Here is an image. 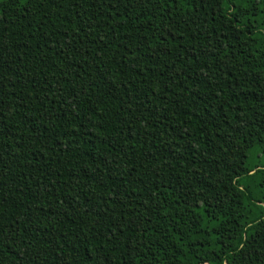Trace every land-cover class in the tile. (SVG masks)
Listing matches in <instances>:
<instances>
[{"label":"trees","instance_id":"trees-1","mask_svg":"<svg viewBox=\"0 0 264 264\" xmlns=\"http://www.w3.org/2000/svg\"><path fill=\"white\" fill-rule=\"evenodd\" d=\"M0 264H264V0H0Z\"/></svg>","mask_w":264,"mask_h":264},{"label":"water","instance_id":"water-1","mask_svg":"<svg viewBox=\"0 0 264 264\" xmlns=\"http://www.w3.org/2000/svg\"><path fill=\"white\" fill-rule=\"evenodd\" d=\"M254 170H252L251 172H253Z\"/></svg>","mask_w":264,"mask_h":264}]
</instances>
